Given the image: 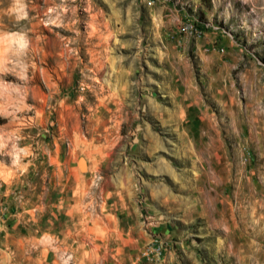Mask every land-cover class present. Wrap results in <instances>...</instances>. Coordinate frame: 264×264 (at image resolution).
I'll return each mask as SVG.
<instances>
[{
	"label": "rangeland",
	"instance_id": "374dc122",
	"mask_svg": "<svg viewBox=\"0 0 264 264\" xmlns=\"http://www.w3.org/2000/svg\"><path fill=\"white\" fill-rule=\"evenodd\" d=\"M22 24L0 264H264V0H31Z\"/></svg>",
	"mask_w": 264,
	"mask_h": 264
},
{
	"label": "clouds",
	"instance_id": "9594fccd",
	"mask_svg": "<svg viewBox=\"0 0 264 264\" xmlns=\"http://www.w3.org/2000/svg\"><path fill=\"white\" fill-rule=\"evenodd\" d=\"M30 2L31 0H9L6 7L0 8V17H7L12 21V26L9 27L0 20V67L15 66L23 70L25 74L30 66L27 51L30 48L31 40L28 30L22 22L29 18ZM7 74L9 73L0 72V106L9 103L3 85L15 83L3 79ZM19 86H23V82Z\"/></svg>",
	"mask_w": 264,
	"mask_h": 264
},
{
	"label": "bare ground",
	"instance_id": "6f19581e",
	"mask_svg": "<svg viewBox=\"0 0 264 264\" xmlns=\"http://www.w3.org/2000/svg\"><path fill=\"white\" fill-rule=\"evenodd\" d=\"M81 203V202H80ZM81 204L78 205V207L80 206ZM82 209V208H81ZM84 211V210H83ZM87 225V224H86Z\"/></svg>",
	"mask_w": 264,
	"mask_h": 264
}]
</instances>
